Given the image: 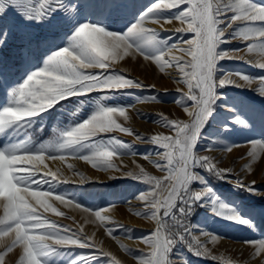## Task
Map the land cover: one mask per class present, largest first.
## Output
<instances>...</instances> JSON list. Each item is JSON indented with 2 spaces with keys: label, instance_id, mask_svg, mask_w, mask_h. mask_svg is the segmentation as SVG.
Listing matches in <instances>:
<instances>
[{
  "label": "rangeland",
  "instance_id": "1",
  "mask_svg": "<svg viewBox=\"0 0 264 264\" xmlns=\"http://www.w3.org/2000/svg\"><path fill=\"white\" fill-rule=\"evenodd\" d=\"M171 2L48 0L41 7V0H0V111L12 105L13 92L29 75L43 69L60 49L67 47L80 52L75 38L80 26L88 24L124 35L133 24L145 18L142 26L154 30L130 37L129 42L138 52L130 50L127 55L111 60V68L83 70L85 74L105 79L124 75L139 81L142 86L101 87L65 95L39 115L0 131V150L8 152L18 146L15 155L0 153V224L20 218L10 231L0 232V251L8 250L5 259L0 257L3 264H19L20 258L28 254L31 242L38 235L34 229L46 226L32 223L38 218L71 229L81 237V242L85 239L91 245L83 248L53 245L40 256L41 264H141V257L147 259L145 254L150 248L145 239L155 229L156 218L151 216L146 202L138 197L151 191L153 186L146 181L147 177L137 175L141 169L148 176L162 179L166 175L154 163H165L158 156L164 150L150 143L149 138L160 134L174 135L167 121L188 122L190 118L184 108H191L193 103L184 95L186 85L178 82L181 75L178 69L165 66L161 70L151 60L174 45L186 47L182 42L194 38L193 33L176 32V29L186 27V23L175 19L164 21L177 16L183 10L182 6L156 10L152 17H147L156 3ZM233 2L241 4L243 10L239 13L240 19L231 26L232 13L219 17L223 22L218 28L224 29L225 33L216 53L219 57L226 51L243 50L249 44L256 45V48L252 52L245 49L235 54L244 56V59L216 60L213 69V79L218 85L214 88L215 98L192 150L194 156L205 153L220 168L231 169L225 179L245 189L248 195L243 198L232 190L220 188L198 165L193 166L192 173L197 177V187L203 195L201 210L188 229L201 254H195L178 238L173 251L170 248L166 254V264H264V250L256 254L258 245L255 243L264 241V146L249 145L264 143V95L258 91L260 80L264 79V68L259 67L264 63L261 50L264 38L254 37L258 30L264 29V22L255 18L260 13L248 8L247 0ZM252 2L264 6V0ZM154 18L161 21L156 22ZM243 28V35L252 39L245 41L236 35ZM173 55L182 54L173 50L165 59ZM225 76H234L238 83L247 87L235 83L220 85ZM240 76L249 77L251 84ZM110 83L121 85L126 81L117 78ZM137 104L152 109L148 119H137L133 115L135 120L132 121L131 110ZM109 107L127 109L126 116L117 113L114 119L122 127L130 128L132 135L118 130L97 133L71 149H59L64 133L89 120L102 108ZM137 124L139 129L135 128ZM97 149L114 152L112 163L119 171H104L98 161L89 162L76 157L89 155ZM249 151L256 153V159L248 156ZM59 152L64 153V159L49 157ZM40 154L44 159H25ZM133 156L148 157L145 159L148 165L120 162L121 157ZM246 164L251 167L245 168ZM125 172L137 175H122ZM50 173H56L55 180ZM18 176L25 177L23 183L16 182L14 177ZM31 176H35V180ZM38 180H41L40 184ZM65 180L67 182H61ZM238 180L246 186H238ZM252 181L255 183L251 184ZM34 191L47 195L36 197L32 195ZM157 191L160 199L167 195L165 191ZM57 195L63 196L64 201L57 199ZM41 200L47 207L41 204ZM174 209L164 218L167 222L172 220ZM96 211L100 212V218L96 217ZM109 243L115 244L117 250L111 249ZM171 251L173 255L170 257ZM32 264L39 262L32 259Z\"/></svg>",
  "mask_w": 264,
  "mask_h": 264
},
{
  "label": "snow or ice",
  "instance_id": "2",
  "mask_svg": "<svg viewBox=\"0 0 264 264\" xmlns=\"http://www.w3.org/2000/svg\"><path fill=\"white\" fill-rule=\"evenodd\" d=\"M48 3V0H41V7ZM182 6L183 10L174 18L164 20L170 22L171 20H179L182 24L186 23V27L176 29V32L193 33L194 38L182 42L186 44V47H182L180 44L174 45L167 49V51L160 56L154 57L153 61L163 70L165 66L175 67L178 69L180 80L178 82L183 83L187 87V92L184 93L193 103L191 108L185 107L184 111L190 118L188 122L169 120L167 121L171 129L174 130V135H153L149 138V142L161 147L164 151L158 155L164 164L158 162L157 166L161 168V171L166 172V175L161 179L154 176H148L141 169L139 175L131 172H125L122 175H137L140 177H147L146 181L153 187L152 190L146 192L138 197L143 200L149 206L151 216L156 218V227L152 231L151 235L145 239L150 251L145 254L147 259L141 257V264H166V254L174 244V235L183 239L182 234H177L169 229V222L164 218L168 217L173 208L176 207L177 201L184 202L187 205L193 198L200 199L203 195L201 192L189 191V184L191 181L196 180L197 177L193 175L192 168L195 165L205 167L208 170L215 171L221 177L228 173H231V169H219L212 162L209 156H201L193 154L192 146L195 143L197 133L207 118L211 105L214 100V88L217 82L213 79V69L215 62L218 58H230L238 57L244 59V56L235 55L243 50L252 52L256 45L249 44L245 49L233 52H224L219 57L216 53V47L223 37L224 29H219L218 25L222 23L219 19L226 13H232L229 21V26L236 20L240 19L239 13L243 10V6L239 3L233 2V0H172L171 3H156L152 9L149 10L147 17H152V14L156 10H164L176 8ZM247 7L254 9L260 13L256 19L264 22V6L256 5L252 0H247ZM187 10V11H185ZM235 17V19H234ZM156 22H160L161 19H155ZM145 18H142L138 23L133 24L128 32L124 35H108L103 28L84 24L83 27H79V31H76L75 38L77 40V47L80 52H74L70 48L65 52H56L46 62L45 67L40 72L32 73L28 76L27 80L13 92L12 105L5 108H18L29 112H39L43 110L44 105L41 101L48 100H60L65 95L76 94L79 92L92 91L97 88H123V87H140L142 84L133 79L125 78L124 75L108 76L106 79L99 76L85 74L84 69L89 67H96L99 69L111 68V60H114L120 56L127 55L130 50L138 52L136 48L129 42V38L141 34H149L154 32L152 29L143 27ZM245 28L241 29L236 35L242 37L245 41L252 38L244 36ZM254 37L264 38V29L258 30V35ZM173 50H178L182 55L169 56ZM261 50L264 52V44H261ZM75 53V55H72ZM185 57H188L187 59ZM145 60H149L145 58ZM259 67L264 68V63H260ZM57 77H64L66 80L57 79ZM123 79L126 84L116 85L110 83L115 79ZM240 78L251 84L252 80L247 76H240ZM225 83H235L237 86L247 87L246 84H240L232 77L225 76L223 80L219 82L220 85ZM180 91V89H177ZM259 93L264 95V79L260 80ZM50 106V105H49ZM131 107V106H130ZM4 108V109H5ZM4 109L0 111V131L5 128L17 124L26 118L17 119L14 116L8 115ZM125 108H102L99 112L94 114L89 120L88 124H83L81 127H75L72 130L63 134V142L59 145V149L66 150L71 149L74 145L80 144L82 141L88 140L90 137H94L97 133L113 132L115 130L133 134V131L128 127H122L120 123L114 119V116L118 113L120 116H126ZM34 117V116H32ZM140 139L139 136H137ZM155 138V139H154ZM251 146H264V143L254 142L249 144ZM13 146L8 152L0 150L5 156H12L17 154L16 148ZM231 151V149L229 150ZM74 156V155H73ZM115 153L106 149H97L89 155L76 156L85 161H98L99 166L104 171L113 169L119 171L118 168L112 163V157ZM248 156L256 159V153L249 151ZM52 159H64V153L59 152L56 155L49 156ZM146 159L148 157H145ZM245 168H250L251 164H246ZM53 174L49 175L53 178ZM35 180V176H31ZM17 183H23L24 176L14 177ZM53 180H55L53 178ZM39 184L41 180H38ZM61 182H67L61 181ZM238 186H246L243 181H236ZM252 181L251 184H254ZM35 185V187L39 186ZM28 187L29 185H24ZM32 186V185H31ZM157 190H162L167 195L160 199ZM210 191V189L208 190ZM60 200L64 201V197L57 195ZM80 207V205H76ZM223 207V206H222ZM88 211L87 208H84ZM162 210V214H161ZM181 212L186 213L187 208L180 209ZM62 215V213H57ZM32 215H36L32 213ZM96 217L100 218V212H95ZM20 222V218L10 220L6 223H2L3 227L0 228V232L10 231L16 223ZM178 222V221H177ZM246 223V221H241ZM36 225H46L43 227H37L34 229L38 235L31 242V247L26 256L20 258L19 264H32V259L41 264L40 256L45 254L44 250L50 248L53 245H78L79 247H91V245L81 237L73 232L71 229L57 225L56 223H49L47 220L38 218L32 221ZM61 230L63 234H61ZM111 231V229L109 230ZM188 230L185 229V232ZM188 235H191L189 232ZM208 235V234H204ZM216 239L215 236L212 237ZM195 239V237H193ZM258 245L256 254H259L261 250H264V241L255 242ZM11 247V246H10ZM8 250L0 251V257L5 259ZM0 264H3L0 261Z\"/></svg>",
  "mask_w": 264,
  "mask_h": 264
},
{
  "label": "trees",
  "instance_id": "3",
  "mask_svg": "<svg viewBox=\"0 0 264 264\" xmlns=\"http://www.w3.org/2000/svg\"><path fill=\"white\" fill-rule=\"evenodd\" d=\"M200 155L201 156H208L205 153L204 154H200ZM198 167H199V169L202 172L206 173V175L217 186H219L220 188H222L224 190H232L237 195H239V196H241L243 198H247V195H248L247 191L245 189L239 188V187H237V186L229 183L225 179V176L221 177L215 171L208 170L207 168L201 167L199 165H198ZM217 168L222 169L219 166H217ZM189 191L194 192V193L195 192H200L199 189H198V187H197V181L196 180H193V181L190 182V184H189ZM201 198L202 197H200V199L193 198L191 200V202H189L187 205H185L184 202L179 201L178 204H177V206L175 207V209L173 211L172 220L169 222L170 230L172 232H174V233L182 234L184 236V238L183 239L180 238V239L195 254H201V253H200V250L198 249L197 245H195V243H194L193 238L191 237V235H188V233H189L188 225L197 217L199 211L201 210V201H200ZM183 207H186L187 208V212L186 213L180 211V209L183 208ZM185 229H187L188 231L185 232ZM172 238L175 241L174 244L171 246L172 251H173V248L175 247L176 242H177L179 236H175L174 235ZM172 251L169 253V256L170 257L173 255V252ZM170 264H173V263H170Z\"/></svg>",
  "mask_w": 264,
  "mask_h": 264
},
{
  "label": "clouds",
  "instance_id": "4",
  "mask_svg": "<svg viewBox=\"0 0 264 264\" xmlns=\"http://www.w3.org/2000/svg\"><path fill=\"white\" fill-rule=\"evenodd\" d=\"M234 19H235V17H234ZM81 27H83V26H81ZM77 31H79V29H77ZM108 35H117V34L116 33H108ZM65 51H68V49L63 48V49H60L59 50V52H65ZM72 55H75V53H72ZM41 70H39L37 72H40ZM57 79L66 80V78H64V77H57ZM57 101L58 100H48V99H45V100L41 101V103L44 105V107H43V110L42 111H39V112H29V111H26V110H23V109H18V108H5L4 111L8 115L14 116L17 119H23L26 116L27 117H32V116L39 115L41 112L46 111L48 108L52 107ZM83 124H88V120L84 121ZM81 126L82 125H78L76 127H81ZM64 135H67V133H65ZM25 159L42 160V159H44V156L42 154H40V155H35V156H28V157H25ZM53 178H55V174H53ZM32 195H34L36 197H41V196L47 195V193H43V192H39V191H34L32 193ZM57 199H60V198L57 197ZM40 202H41V204H44L45 207H47L46 203L43 200H41ZM52 211L55 212L56 210L53 208Z\"/></svg>",
  "mask_w": 264,
  "mask_h": 264
},
{
  "label": "bare ground",
  "instance_id": "5",
  "mask_svg": "<svg viewBox=\"0 0 264 264\" xmlns=\"http://www.w3.org/2000/svg\"><path fill=\"white\" fill-rule=\"evenodd\" d=\"M132 121H134V116H137V119L138 117L139 118H144L145 120L148 119L152 113V109L145 105V104H137L135 105L133 108H132ZM144 121V120H143ZM141 122V121H140ZM139 123V122H138ZM145 124V123H144ZM139 124L136 125V129H139L140 128V125L138 126ZM146 158H141V157H138V156H133V157H130V158H127V157H121L120 158V162L124 165H134V166H140V165H146L147 164V161L145 160ZM148 165V164H147ZM104 179V177H103ZM122 218V217H121ZM123 221V220H122ZM131 222L132 223H136V221H134L133 219H131ZM155 222V221H154ZM110 244V248L111 249H116V247L112 244V243H109Z\"/></svg>",
  "mask_w": 264,
  "mask_h": 264
}]
</instances>
